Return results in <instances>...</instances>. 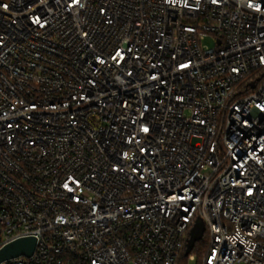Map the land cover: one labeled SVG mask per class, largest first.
Returning a JSON list of instances; mask_svg holds the SVG:
<instances>
[{"label":"built area","instance_id":"obj_1","mask_svg":"<svg viewBox=\"0 0 264 264\" xmlns=\"http://www.w3.org/2000/svg\"><path fill=\"white\" fill-rule=\"evenodd\" d=\"M199 221L264 264V0H0L1 264H181Z\"/></svg>","mask_w":264,"mask_h":264},{"label":"water","instance_id":"obj_2","mask_svg":"<svg viewBox=\"0 0 264 264\" xmlns=\"http://www.w3.org/2000/svg\"><path fill=\"white\" fill-rule=\"evenodd\" d=\"M205 225L203 222L199 221L192 229L190 233V238L187 243V248L185 251V257L190 256L193 252L197 243L201 242L205 234ZM36 248V239L26 238L18 240L4 249L0 250V264L3 261L12 259L21 255L32 256Z\"/></svg>","mask_w":264,"mask_h":264},{"label":"trees","instance_id":"obj_3","mask_svg":"<svg viewBox=\"0 0 264 264\" xmlns=\"http://www.w3.org/2000/svg\"><path fill=\"white\" fill-rule=\"evenodd\" d=\"M207 250H208L207 240L204 239L202 242H199L196 244L192 254L198 257L199 264H202V260L204 259V256L206 255ZM185 260H186V257L182 256L181 264H185Z\"/></svg>","mask_w":264,"mask_h":264},{"label":"rangeland","instance_id":"obj_4","mask_svg":"<svg viewBox=\"0 0 264 264\" xmlns=\"http://www.w3.org/2000/svg\"><path fill=\"white\" fill-rule=\"evenodd\" d=\"M205 43L208 44V45H210V46H215L216 41L212 37H209V38H207V40L205 41ZM204 239L206 240V237ZM185 264H199L198 257L196 256V260L195 261H191V260H189L188 257H186Z\"/></svg>","mask_w":264,"mask_h":264}]
</instances>
